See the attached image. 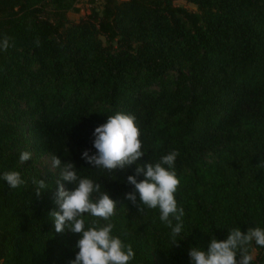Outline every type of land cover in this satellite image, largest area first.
<instances>
[{"label":"trees","instance_id":"trees-1","mask_svg":"<svg viewBox=\"0 0 264 264\" xmlns=\"http://www.w3.org/2000/svg\"><path fill=\"white\" fill-rule=\"evenodd\" d=\"M101 1L75 22L79 0H0V173L24 181L11 189L0 180V264L74 258L78 234L56 233L50 217L59 169L42 160L53 155L117 202L114 234L132 247L133 264H189L188 248L211 235L264 228V0ZM117 112L136 118L137 163L178 153L179 246L157 210L124 199L134 166L108 172L80 159L93 129ZM24 151L32 155L21 164ZM250 252L264 264V249Z\"/></svg>","mask_w":264,"mask_h":264},{"label":"clouds","instance_id":"clouds-1","mask_svg":"<svg viewBox=\"0 0 264 264\" xmlns=\"http://www.w3.org/2000/svg\"><path fill=\"white\" fill-rule=\"evenodd\" d=\"M7 47V40L0 42V50ZM135 121V116L121 112L107 116L103 124L93 129L92 148L82 151L80 159L90 169L108 172L134 166V174L126 178V185H130L132 191L125 193L124 199L133 206L138 205V211L157 210L159 221L170 229L171 246H179L187 237L183 235L184 209L178 206L176 200L179 180L175 160L178 153L171 151L156 162L137 163L145 152L142 151ZM31 155L28 151L21 152L19 162L25 164ZM51 167L59 169L54 194L57 210L50 213L54 231L61 233L67 230L78 234L70 264H133L135 253L132 247L114 234L111 218L117 202L107 191H100V183L79 176L73 163L62 162L60 157L53 155ZM0 180L11 189L24 183L17 171L0 173ZM34 183L35 195L39 197L47 184L41 179ZM65 184L71 185V189H66ZM93 194H96L95 198ZM88 217L99 219H93L91 226H86ZM100 220L104 221L102 225ZM253 245L264 249V228L248 227L242 232L236 226L227 231L224 240L211 235L206 246L202 247L199 243L190 246L187 253L189 264H253L250 252Z\"/></svg>","mask_w":264,"mask_h":264},{"label":"rangeland","instance_id":"rangeland-1","mask_svg":"<svg viewBox=\"0 0 264 264\" xmlns=\"http://www.w3.org/2000/svg\"><path fill=\"white\" fill-rule=\"evenodd\" d=\"M102 6H103V3L101 0H96L95 3L90 2V0H79L78 9H80V12L79 13H70L69 19H71L72 21L78 22L81 18L89 15L91 13L92 9L101 10ZM175 6L184 7L191 12H197V8L195 6L188 4L186 2H183V1H179V2L175 3ZM42 167L48 168V169L53 171V168L51 167V162L46 160V159L42 160ZM252 256H253V260H255L257 253L254 252L252 254Z\"/></svg>","mask_w":264,"mask_h":264}]
</instances>
